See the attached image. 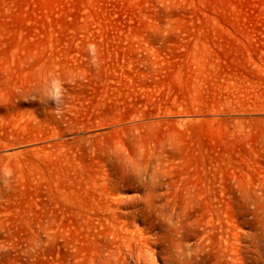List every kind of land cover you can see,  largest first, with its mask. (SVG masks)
Masks as SVG:
<instances>
[{"label":"rangeland","instance_id":"obj_1","mask_svg":"<svg viewBox=\"0 0 264 264\" xmlns=\"http://www.w3.org/2000/svg\"><path fill=\"white\" fill-rule=\"evenodd\" d=\"M192 249L264 264V0H0V264Z\"/></svg>","mask_w":264,"mask_h":264},{"label":"bare ground","instance_id":"obj_2","mask_svg":"<svg viewBox=\"0 0 264 264\" xmlns=\"http://www.w3.org/2000/svg\"><path fill=\"white\" fill-rule=\"evenodd\" d=\"M256 239H258V238H256ZM252 242H253V241H252ZM252 242H251V243H252ZM256 243H258V242H256ZM256 243H255V244H256ZM255 244H254V245H255ZM260 244H262V243H260ZM260 244H258V245H260ZM258 245H257V247L259 248ZM245 246H247V245H244V247H245ZM249 246H250V245H249ZM255 246H256V245H255ZM241 247H242V246H241ZM260 247H261V246H260ZM227 248H229V247H227ZM227 248H225V250H226ZM245 248H246V247H245ZM248 248H249V247H248ZM248 248H246V250H247ZM251 248H252V245H251ZM251 248H250V249H251ZM231 249H232V248H231ZM250 249H248V250H250ZM253 249H256V248H253ZM260 249H261V248H260ZM193 250H198V249H192V250H191V253L189 252L190 255H189V257H187V258H188V262H187V264H197V263L199 264V262H196V261H198V260H197V259H196V260L194 259V258H195L194 256H195V254H196V253H195L196 251L193 252ZM228 250H229V249H228ZM234 250H235V249H234ZM243 250H244V248H243ZM254 251H255V250H254ZM260 251H261V250H260ZM226 252H227V251H226ZM245 252H247V251H245ZM249 252H250V251H249ZM198 253H199V252H197V254H198ZM224 253H225V252H224ZM257 253H259V254H263V253H260V252H257ZM197 254H196V255H197ZM199 254H200V253H199ZM222 254H223V253H222ZM238 254H239V253H238ZM241 254H242V253H241ZM241 254H240V255H241ZM249 254H250V253H249ZM253 254H254V253H253ZM259 254H258V255H259ZM223 255H224V254H223ZM229 255H230V254H229ZM240 255H239V257H237V258L231 255L230 258H231V260L233 261V264H243V263L245 264V262H247V261H248V262H254V260H250V259H251V258H249L250 255H248V254H247L248 256H246V254H245V256H244V255H243V256H240ZM253 256H257V255H253ZM259 256H261V255H259ZM199 257H200V255H199ZM251 257H252V256H251ZM196 258H197V257H196ZM221 258H222V257H221ZM224 258H225V257H224ZM255 258H257V257H255ZM260 258H261V257H260ZM262 258H263V257H262ZM198 259L201 261V260L203 259V257H202L201 259H200V258H198ZM252 259H254V258L252 257ZM260 260H262V259H260ZM263 260H264V259H263ZM263 260H262V261H263ZM221 261H222V260H220V262H221ZM262 261H261V262H262ZM248 262H247V263H248ZM257 262H258V260L256 259V263H257ZM202 263H204V262H200V264H202ZM247 263H246V264H247ZM260 264H261V263H260Z\"/></svg>","mask_w":264,"mask_h":264}]
</instances>
